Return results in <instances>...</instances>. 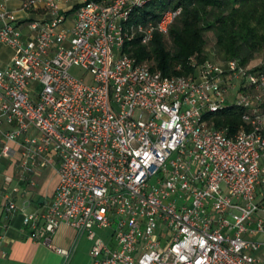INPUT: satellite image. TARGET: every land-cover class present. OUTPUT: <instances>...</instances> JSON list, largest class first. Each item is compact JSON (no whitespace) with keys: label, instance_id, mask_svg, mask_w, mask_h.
Here are the masks:
<instances>
[{"label":"built area","instance_id":"built-area-1","mask_svg":"<svg viewBox=\"0 0 264 264\" xmlns=\"http://www.w3.org/2000/svg\"><path fill=\"white\" fill-rule=\"evenodd\" d=\"M148 1L0 0V45L12 48L0 54V158L58 174L23 212L28 236L60 264L85 233L92 264H264V238L247 237L264 234V60L152 67L125 44L167 32L181 7L136 19ZM230 106L241 110L235 130L216 123ZM12 178L0 190L6 218L19 209ZM62 223L75 236L55 246Z\"/></svg>","mask_w":264,"mask_h":264},{"label":"trees","instance_id":"trees-1","mask_svg":"<svg viewBox=\"0 0 264 264\" xmlns=\"http://www.w3.org/2000/svg\"><path fill=\"white\" fill-rule=\"evenodd\" d=\"M170 7L181 11L167 32L155 31L148 42L135 37L125 49L166 74L189 73L211 58L208 45L213 34L212 59L248 63L262 55L264 60V0H149L133 16L157 21ZM215 118L218 125L230 124L232 130L242 122L235 106L217 112Z\"/></svg>","mask_w":264,"mask_h":264},{"label":"crops","instance_id":"crops-1","mask_svg":"<svg viewBox=\"0 0 264 264\" xmlns=\"http://www.w3.org/2000/svg\"><path fill=\"white\" fill-rule=\"evenodd\" d=\"M0 54L3 60H7L12 54V48L0 45ZM15 160L9 156L0 158V190L4 176L12 174L8 190L19 206L18 210L6 218L1 211L0 195V264H60L61 255L42 241L30 238L28 228L22 222L24 211L33 210L51 196L58 180L56 166L43 164L34 172L25 174ZM22 175L23 178H20ZM25 199L29 203L20 209ZM74 236L75 229L62 223L51 234V243L55 246H67Z\"/></svg>","mask_w":264,"mask_h":264},{"label":"rangeland","instance_id":"rangeland-1","mask_svg":"<svg viewBox=\"0 0 264 264\" xmlns=\"http://www.w3.org/2000/svg\"><path fill=\"white\" fill-rule=\"evenodd\" d=\"M214 43V36L210 34V43L208 45V52L211 58H214V53L212 51V45ZM259 57H262L259 56ZM71 72L77 76L83 77L86 81H91L92 74L86 70L84 67L80 65H74L71 68ZM261 161L264 162V156H261ZM225 231V229H224ZM249 238H264V234H260L258 236H254L252 234H248ZM92 240L87 236V234H83L79 240L78 246L76 248L75 254L68 264H92V257L90 255V247Z\"/></svg>","mask_w":264,"mask_h":264}]
</instances>
